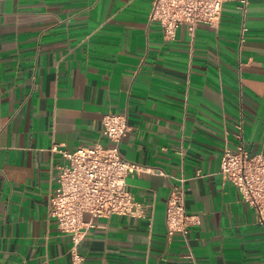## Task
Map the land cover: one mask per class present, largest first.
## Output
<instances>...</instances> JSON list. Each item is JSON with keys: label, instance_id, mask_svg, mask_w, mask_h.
Masks as SVG:
<instances>
[{"label": "crops", "instance_id": "crops-1", "mask_svg": "<svg viewBox=\"0 0 264 264\" xmlns=\"http://www.w3.org/2000/svg\"><path fill=\"white\" fill-rule=\"evenodd\" d=\"M150 2L0 0V264H69L47 193L62 151L110 144L108 113L127 117L119 151L145 169L126 178L145 217L84 213L83 264H264V227L218 172L224 148L264 153V0L173 39ZM174 185L196 216L186 238L166 233Z\"/></svg>", "mask_w": 264, "mask_h": 264}, {"label": "built area", "instance_id": "built-area-1", "mask_svg": "<svg viewBox=\"0 0 264 264\" xmlns=\"http://www.w3.org/2000/svg\"><path fill=\"white\" fill-rule=\"evenodd\" d=\"M227 1L232 0H151L148 19L160 26L166 39H173L180 25L190 33L198 24L216 27L222 5ZM235 1L244 13L248 0ZM101 123V135L110 144L96 142L62 151L66 163L57 167V185L47 193V216L54 218L60 231L70 236L69 264L84 261L78 249L90 226L89 221L83 220L84 213L92 217H145V205L126 188L127 176L145 169L123 158L119 151L121 139L129 130L127 117L108 113ZM218 172L236 186L242 201L254 210L257 222L264 227V153L251 155L242 145L235 151L224 148ZM195 218L185 211L182 185H174L165 204L167 236L178 232L186 238Z\"/></svg>", "mask_w": 264, "mask_h": 264}]
</instances>
